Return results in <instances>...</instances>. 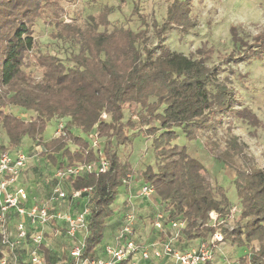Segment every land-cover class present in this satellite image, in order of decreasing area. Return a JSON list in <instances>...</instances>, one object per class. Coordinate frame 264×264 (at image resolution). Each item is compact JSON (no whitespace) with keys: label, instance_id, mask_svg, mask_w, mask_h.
<instances>
[{"label":"trees","instance_id":"16d2710c","mask_svg":"<svg viewBox=\"0 0 264 264\" xmlns=\"http://www.w3.org/2000/svg\"><path fill=\"white\" fill-rule=\"evenodd\" d=\"M60 1L0 0V126L7 137L1 149L18 148L28 137L40 146V156L58 167L95 163L103 153L108 162L104 172L65 181L71 191H81L89 211L82 257L98 258L96 246L113 216V202L132 171L118 148L130 140L124 129L138 124L134 133L151 138L154 156V166L147 164L139 176L154 189L164 227L183 222L177 239L203 241L214 231L211 213L226 220L233 206L224 187L212 183L203 163L174 141L180 134L196 138L206 126L207 114L232 107L236 98L219 79L217 65L210 67L205 57L171 50L165 42L168 33L185 36L195 27L192 1L172 0L160 22L148 23L139 15L144 26L139 32L122 26L109 29L113 7L107 5L81 21L65 22ZM47 12L51 37L77 48L66 59L38 49L34 26ZM229 34L240 48L238 56L243 55L248 45L237 27H230ZM263 51L248 62L262 59ZM125 105L138 108L137 121L124 120ZM12 107L27 116L5 112ZM241 116L255 120L248 109ZM62 119V134L45 138L48 123ZM93 138L101 140V146L94 148ZM244 147L237 136L227 134L225 148L215 155L221 166L234 171L240 206L239 220L227 227L218 245L229 242L244 248L237 264H264V168L246 158ZM159 234L161 240L167 235ZM41 249L46 264L74 262L68 253L55 258L51 250Z\"/></svg>","mask_w":264,"mask_h":264},{"label":"rangeland","instance_id":"374dc122","mask_svg":"<svg viewBox=\"0 0 264 264\" xmlns=\"http://www.w3.org/2000/svg\"><path fill=\"white\" fill-rule=\"evenodd\" d=\"M171 1L61 0L59 5L62 9L61 17L65 22H73V18L81 21L88 15L99 12L103 6H111L113 11L109 15L111 22L109 29L113 26H122L139 32L144 28L138 18L139 15L146 17L148 23H151L153 19L160 22L165 15L167 5ZM191 1V16L195 19V27L185 36L177 31H172L167 34L165 42L171 50L193 58L205 57L207 59L206 63L210 67L217 65L219 79L233 89L236 101L232 103V107L227 109L215 108L212 112H209L206 126L196 132V138L189 140L183 134H180L174 143L185 145L188 153L203 163L212 183L221 184L231 205L240 210L239 200L232 182L234 171L221 166L215 160V155L225 148L227 134H233L237 136L239 142L244 144L246 158L251 159L256 167L264 168V54L261 53L262 56L260 57L262 59L248 62L264 50V0ZM135 8H137L138 13H134ZM50 16L51 13L47 12V16L38 20L34 26L33 35L38 43V49L41 53L55 54L62 59H66L71 52L77 51V48L68 43L56 41L51 37L52 27L48 24ZM230 27H237L239 36L243 42H246L245 46L248 45L243 55L238 56L240 48L235 47L231 41ZM231 57H237V59H230ZM247 109L250 110V114L253 115L255 120L249 116L242 118L241 114ZM137 111L138 108L135 105H125L123 109L124 120L137 121ZM5 112H12L22 117L27 116L17 107L6 108ZM57 123H48L45 138L56 136ZM61 123H65V119H62ZM138 127V124H135V128L124 129L130 140L127 144L118 148L120 159L124 162L129 161L131 164V175L133 176H139V173L147 164L154 166V156L150 145L151 138L143 132L134 133L138 130ZM143 128L144 126L141 129L142 131H144ZM92 141L94 148L102 144L101 140L97 138H93ZM5 145H7V137L0 126V150H3L1 147ZM31 145L36 146L28 137H23L18 148H6V150L21 149L25 151ZM38 147L40 149V146ZM74 148V146H71V149ZM37 156L39 157L38 154ZM100 157L105 158L103 153L100 154ZM40 161L42 165L48 164L44 158ZM47 166L50 171L54 168L50 165ZM125 179L127 182L128 179ZM122 189L123 185L119 188L120 193ZM125 211H127L126 208H124ZM159 213H161V209ZM236 214V218L227 221L224 233L227 227L239 220V212ZM144 215L145 221L141 230L147 227L150 230L149 232L153 233L155 230L152 225L154 220L152 217L146 216V213ZM158 237H156V240ZM165 239L162 238V241ZM46 242L49 247L53 248L51 252L55 258H60L62 254L68 253V239L53 237L48 231ZM105 243L106 238L104 237L96 246V250L101 249ZM183 243H187V241L177 239L173 244L179 249V245ZM194 243V241L189 242L188 245ZM62 245L64 246L63 253L60 250ZM219 248L222 249L221 252H218ZM224 250L227 252L222 254ZM243 251L242 247L225 242L218 245L213 261L222 259L221 264H232L231 261L234 262L242 255Z\"/></svg>","mask_w":264,"mask_h":264},{"label":"built area","instance_id":"2783aa9c","mask_svg":"<svg viewBox=\"0 0 264 264\" xmlns=\"http://www.w3.org/2000/svg\"><path fill=\"white\" fill-rule=\"evenodd\" d=\"M63 126L64 123L61 121L57 123L56 136L62 134ZM27 162L28 155L21 149L0 150V264H46L41 248H50L46 242L48 231L53 237L66 236L69 241L68 254L73 258V264H136L137 260L152 258L156 260L166 258L173 264H210L218 243L223 239L227 221L236 218V213L240 212L236 207L230 208L226 220H221L218 214L211 213L210 225L214 228L213 233L195 248L181 251L173 243L184 227L183 222L171 221L166 229L162 214H157L154 227L168 236L166 235L163 241H154L144 246L133 237L135 213L129 210L124 215L122 227L114 242L104 246L105 258H83L85 217L89 213L87 205L76 216L56 211L53 205L66 200L67 197H81V191L66 192L62 183L85 174L104 172L108 168L107 160L100 157L95 163L57 167L52 175L55 184L48 198L41 203L33 202L30 206H27L29 201L27 190L18 181ZM139 195L148 198L154 195V189L148 184H143ZM57 222H62L64 227L59 226Z\"/></svg>","mask_w":264,"mask_h":264},{"label":"crops","instance_id":"0c3cea01","mask_svg":"<svg viewBox=\"0 0 264 264\" xmlns=\"http://www.w3.org/2000/svg\"><path fill=\"white\" fill-rule=\"evenodd\" d=\"M52 122H57V120H54ZM32 146L34 145L29 146L25 150L28 155V162H27V166L25 170L22 172V174L18 178L19 183L23 185V187L27 190V193H28L29 201L27 203L28 204L27 206H30L33 202L41 203L48 198L55 184V181L53 180L52 175L54 173V170L58 167V164L53 165L49 161H47L45 158L44 159L48 163L47 165L53 166L54 168L53 170L50 171L47 165H44V164L42 165L40 159H42L43 157H41L39 154L41 149H39V147L37 148V146H34V147ZM37 154L39 155V157L37 156ZM127 179L128 180L126 184L123 185L122 192L120 193L119 191L115 201L113 202L112 208H113L114 213H113V216L108 220L106 229L104 231V237L106 238L105 245L111 244L114 242L116 236L119 233L120 228L122 227L124 215L129 210H133L135 213V225L133 228V237L139 244L148 246L154 241H158V239L161 240L160 239L161 237L159 236L160 235L159 231L156 230L155 227H154L155 230L153 231V233H150L149 232L150 230H148L147 227H145L144 230H141L144 226V221H145L144 214L146 213V216L148 215V217H152L153 220L155 221L157 214H159L160 212L161 206L158 203L154 195L148 198L141 197L139 195L140 187L143 184H145L141 181L140 176H136V175L133 176L130 174L128 175ZM62 186L66 190V192L69 193L71 191L69 189V186L67 185V182H63ZM85 206H86L85 197H78V198L67 197L66 200L55 203L53 205V208L56 211H61V212L69 213L72 216H76L83 210ZM124 208H126L127 211L124 212ZM154 221L152 224L153 226H154ZM57 224L59 226L64 227V224L62 222L61 223L57 222ZM53 225H56V224H53ZM47 229H50V228L47 227ZM58 237H62L64 240L65 239L67 240L66 236L64 235H61ZM156 237H158L157 240H156ZM193 241L195 242L193 245H190V244L188 245L189 242H193ZM188 243H186V245H184L183 247L181 245L179 249L181 251H185V250L195 248L196 246H198L200 241L196 239V240L188 241ZM104 246L101 249L96 250V255L98 258H105V254L103 251ZM52 249H53L52 247L49 248V250L51 251ZM60 250L63 253L64 251L63 245L60 248ZM60 250L58 249V251ZM220 250L222 249L219 248L218 252H221ZM226 252L227 251L224 250L222 254H225ZM245 253H246V250L243 251L242 255ZM237 259L234 262L231 261V263L237 264L238 263ZM222 261H223L222 259L218 261H212V263L210 264H221ZM153 262H157L158 264H173L172 261H169L166 258L162 260H156L153 258L148 259V260L140 259V260H137L136 264H152ZM126 264H130V263H126Z\"/></svg>","mask_w":264,"mask_h":264}]
</instances>
